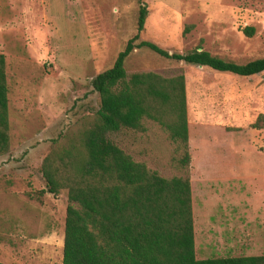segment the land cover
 Returning a JSON list of instances; mask_svg holds the SVG:
<instances>
[{
    "label": "rangeland",
    "instance_id": "obj_1",
    "mask_svg": "<svg viewBox=\"0 0 264 264\" xmlns=\"http://www.w3.org/2000/svg\"><path fill=\"white\" fill-rule=\"evenodd\" d=\"M141 40L170 53L198 47L244 65L264 58V0H144ZM138 0H0L7 54L11 150L0 158V261L62 264L68 190L47 191L42 164L60 136L100 107L92 80L137 33ZM253 27L252 37L244 34ZM187 30L186 34L185 31ZM128 74H184L192 162L184 171L169 133L111 138L165 178L191 180L197 258L264 255V72L239 77L166 59L148 48ZM1 262V263H2Z\"/></svg>",
    "mask_w": 264,
    "mask_h": 264
},
{
    "label": "trees",
    "instance_id": "obj_2",
    "mask_svg": "<svg viewBox=\"0 0 264 264\" xmlns=\"http://www.w3.org/2000/svg\"><path fill=\"white\" fill-rule=\"evenodd\" d=\"M138 3L136 35L113 65L92 80L99 109L54 141L42 164L46 192L68 190L62 264H264V255L198 259L190 178L161 176L111 138L124 131L147 133L146 122H152L169 133L184 171L192 162L186 77L128 74L127 60L136 50L148 48L175 62L239 77L263 73L264 58L240 65L201 46L170 53L141 40L149 11L144 0ZM243 32L252 37L255 29ZM9 93L7 57L0 53V158L11 150ZM263 119L254 127H261Z\"/></svg>",
    "mask_w": 264,
    "mask_h": 264
},
{
    "label": "crops",
    "instance_id": "obj_3",
    "mask_svg": "<svg viewBox=\"0 0 264 264\" xmlns=\"http://www.w3.org/2000/svg\"><path fill=\"white\" fill-rule=\"evenodd\" d=\"M2 54H4V55H6V57H7V54H5V53H2ZM8 58H7V74H8ZM8 81H9V76H8ZM10 102V101H9ZM189 126H190V124H189ZM190 141H192V135H191V133H189V143H190ZM189 147H190V144H189ZM260 217V220L262 221V222H264V217L262 218L261 216H259V215H256V218H259ZM194 226H195V224H194ZM196 243V242H195ZM0 262H2V261H0ZM2 263H4V264H7V263H5V262H2Z\"/></svg>",
    "mask_w": 264,
    "mask_h": 264
},
{
    "label": "water",
    "instance_id": "obj_4",
    "mask_svg": "<svg viewBox=\"0 0 264 264\" xmlns=\"http://www.w3.org/2000/svg\"><path fill=\"white\" fill-rule=\"evenodd\" d=\"M201 50V49H200Z\"/></svg>",
    "mask_w": 264,
    "mask_h": 264
}]
</instances>
